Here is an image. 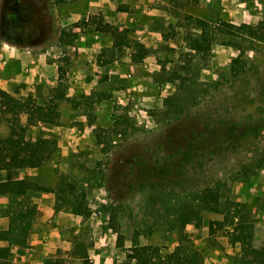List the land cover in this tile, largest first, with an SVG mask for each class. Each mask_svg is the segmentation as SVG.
Instances as JSON below:
<instances>
[{
    "label": "rangeland",
    "instance_id": "374dc122",
    "mask_svg": "<svg viewBox=\"0 0 264 264\" xmlns=\"http://www.w3.org/2000/svg\"><path fill=\"white\" fill-rule=\"evenodd\" d=\"M161 1V40L139 48L131 28L107 31L113 43L85 62L84 91L68 74L82 63L73 46L90 42L101 15L69 21L65 4L39 0L41 12L0 0V47L21 49L20 25H31L32 45L60 43L58 82L14 97L30 96V121L0 96V146L11 132L50 141L29 182L53 193L49 224L66 239L58 264H133V245L169 252L181 235L202 264H264V0ZM241 23L259 37L227 25ZM47 102L57 118L36 121L34 106ZM211 199L218 211L204 207Z\"/></svg>",
    "mask_w": 264,
    "mask_h": 264
},
{
    "label": "crops",
    "instance_id": "0c3cea01",
    "mask_svg": "<svg viewBox=\"0 0 264 264\" xmlns=\"http://www.w3.org/2000/svg\"><path fill=\"white\" fill-rule=\"evenodd\" d=\"M7 1L9 6L14 5L15 9L29 10L33 6L32 4L41 12L44 9L39 0ZM51 2L55 7L64 4L73 7L67 16L69 21H76L77 19L87 21L91 15L96 14L101 15L103 24L117 25L118 29L122 27L131 28L134 41L147 47H153L157 41L161 40V34L165 32L170 21V13L159 5L162 3L161 0H51ZM41 12L35 16L37 29L35 28L34 34L35 38L40 41L43 40V33L40 30L42 27ZM24 13L27 21H29L32 16L27 11ZM21 19V21L26 22L23 16ZM20 26L21 32L24 28L26 30L25 35H21V37H25L26 43L14 44L13 46L21 49L0 47V90L9 97L26 95L36 83L53 86L58 82L59 40L52 39L49 44L41 42L39 45H32L29 42L30 36H33L31 25ZM106 34L107 31L96 29L90 42L73 46V49L82 57V63L80 64V61L79 65L76 63L75 66L78 71L73 67L71 71H68V74L76 81L75 86L84 91L89 90L91 85L89 87V85L84 84L80 74L86 71L84 70L85 62L89 61L87 65L94 66L101 48L112 45L111 37ZM125 46L123 45L124 48ZM131 55V52L125 51L124 56ZM49 57H52L50 62L47 60ZM114 62L117 63V66L119 65L118 60ZM116 70L118 71V68ZM76 73L79 75L77 76ZM54 129L56 133L60 132L58 126ZM4 150H8L6 146L2 152ZM8 161L7 157L0 159V184L22 180L25 182L26 190L25 193L18 196H15L4 186L0 190V248H8L9 252L6 257H0V263L58 264L59 256L57 253L65 245L66 239L62 235L61 226L54 227L49 224L54 214L53 203L51 202L53 193L48 191L49 189L44 190L38 186L33 188L30 186L29 180L31 175L35 174L34 170L38 166H9L6 164ZM27 205H34L35 212L32 215L31 226L27 228V233L23 239L25 242L18 244L11 239V237H15L17 229H11L10 225L17 212L24 211Z\"/></svg>",
    "mask_w": 264,
    "mask_h": 264
},
{
    "label": "trees",
    "instance_id": "16d2710c",
    "mask_svg": "<svg viewBox=\"0 0 264 264\" xmlns=\"http://www.w3.org/2000/svg\"><path fill=\"white\" fill-rule=\"evenodd\" d=\"M99 24V28L102 31H108L112 34L118 32L119 29L116 25L103 24L101 20L97 21ZM232 31H245V34L252 39L259 37L257 34L256 27L254 28L250 24L241 23L239 25L235 24H227ZM122 30V29H121ZM126 31V30H125ZM137 46L139 48L143 47V44L138 43ZM240 54L232 59L231 68L234 69L235 64L238 62ZM59 69V68H58ZM0 96L5 97L9 101H14V104L20 105L23 110L27 113V119L30 121V117L33 115L32 112H28V107H30V103L28 101V97L23 101L16 99L14 97H9L4 91L0 90ZM14 99V100H13ZM6 101V103H9ZM20 101V102H19ZM34 113L37 114L36 121L43 122H54L57 118L58 113L56 112V104L47 102L46 104H40L34 106ZM14 134V132H13ZM2 144L0 147V159H4L7 157L9 159L7 165L13 166H30L36 167L42 164L43 161L48 159L52 153L50 147V141L48 139H35L33 142L27 141L23 135L19 134L17 136L12 135V132L8 134L7 137L1 140ZM5 146L8 150H4ZM2 186H4L7 190L12 192L15 196H18L22 193H25L26 185L22 180H13L11 182H3L0 184V190H2ZM44 190H48L49 188ZM50 190V189H49ZM211 200H204L206 206L205 208H211L214 211H218V206L215 202L214 207L209 206ZM35 212L34 205H27L24 211H18L14 218L11 221V229L15 231V237H11L15 241V243H24L23 240L26 233L27 228L31 226L32 223V215ZM79 213V212H76ZM191 220V213H186L184 218L181 219V223H186ZM24 221V223H22ZM13 222V225H12ZM15 223V224H14ZM222 222H218L221 224ZM9 227V230H10ZM9 232V231H8ZM10 237V236H9ZM181 240L178 244L169 252H160V247L152 246L149 244L145 245H133L130 249V254H128V258L133 262V264H202V256L201 252L192 246L189 242L187 243L184 237L181 235ZM92 245V242L91 244ZM9 254L8 248H0V257H6ZM84 257H87L86 255ZM0 264H6V262H1Z\"/></svg>",
    "mask_w": 264,
    "mask_h": 264
}]
</instances>
